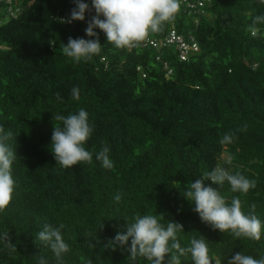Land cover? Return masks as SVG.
Returning <instances> with one entry per match:
<instances>
[{
	"label": "trees",
	"instance_id": "1",
	"mask_svg": "<svg viewBox=\"0 0 264 264\" xmlns=\"http://www.w3.org/2000/svg\"><path fill=\"white\" fill-rule=\"evenodd\" d=\"M13 1L15 17L0 0V128L13 134L8 143L17 156L0 232L9 234L15 250L0 247V264H38L40 257L57 264L35 240L46 225H63L69 245L63 264H147L112 243L126 222L144 214L180 223L182 246L202 235L213 264H227V256L241 251L264 255V231L255 241L213 230L183 196L189 182L217 166L239 172L255 187L233 193L225 183L220 194L228 203L238 198L244 213L264 222V24H251L264 5L181 0L175 18L147 38L161 41L172 30L193 38L198 50L186 61L177 45L143 47L144 40L131 50L116 49L95 29L100 54L73 63L61 50L69 37L89 39L84 29L94 10L68 24L61 20L72 0ZM84 2L91 8V0ZM81 108L92 128L84 147L93 160L62 168L51 153L53 129L61 124L55 117ZM225 133L233 135L231 143L220 142ZM104 146L111 169L95 160ZM181 264H191L190 257H181Z\"/></svg>",
	"mask_w": 264,
	"mask_h": 264
},
{
	"label": "clouds",
	"instance_id": "2",
	"mask_svg": "<svg viewBox=\"0 0 264 264\" xmlns=\"http://www.w3.org/2000/svg\"><path fill=\"white\" fill-rule=\"evenodd\" d=\"M258 2L264 5V0ZM72 3L74 7L61 23L83 22L86 12H95L84 29L85 36L89 39L69 37L61 50V54L73 63L86 62L100 54L102 45L95 29H99L105 35L107 43L114 48H129L146 41L149 33L162 31L165 23L173 20L181 7V0H91V8L84 0H72ZM251 24H264V14L256 15ZM252 35H256L254 30ZM71 96L74 100L80 99L77 87L71 89ZM55 119L61 122L59 127H54L50 143L56 164L62 168H71L84 162L91 163L93 154L84 147L92 133L87 111L81 108L67 116L57 115ZM12 135L0 128V211L9 205L15 189L12 165L17 156L8 143ZM233 139L232 134L225 133L220 142L231 143ZM109 151L104 146L95 155V160L105 169L113 168ZM205 180L216 187L205 185ZM225 183L233 193H247L255 187V182L243 174H233L217 166L206 173V178L189 182L183 196L192 205V211L201 222L213 230L230 232L235 238L259 241L264 231V222L252 213H244L238 198L233 197L230 203L226 202L219 191ZM115 200L119 201L120 196L117 195ZM160 216L161 214L134 216L131 222H126L122 231L116 232L113 245L126 247L133 260L142 257L147 264H181V257L186 255L190 257L191 264H213L207 240L202 235L192 237L186 246H182L177 234L184 232L183 226L169 220L166 224L162 223ZM62 228L63 225H46L35 236V240L53 254L57 264H63L62 257L69 251V245L62 236ZM0 247L15 250L7 232H0ZM228 257L227 264H264V255L254 257L241 251ZM38 264H49V261L40 257ZM215 264H221V261L217 260Z\"/></svg>",
	"mask_w": 264,
	"mask_h": 264
},
{
	"label": "built area",
	"instance_id": "3",
	"mask_svg": "<svg viewBox=\"0 0 264 264\" xmlns=\"http://www.w3.org/2000/svg\"><path fill=\"white\" fill-rule=\"evenodd\" d=\"M210 2V0H201L199 2V6H203L205 3ZM15 2L13 0H5V5L7 7V11L9 12L11 17H15L18 13L19 9H14ZM192 8H195L196 6H191ZM144 46H152L154 48H167L172 47L173 45H177L179 49V53L181 56V59L183 61H186L189 57V53L191 51H197L198 46L194 42L193 38H189V40L184 39L181 35L177 34L175 30L170 31V33L167 35V37L161 41H154L149 38L146 39ZM135 46L129 47L128 49L131 50ZM167 68V65L165 66Z\"/></svg>",
	"mask_w": 264,
	"mask_h": 264
},
{
	"label": "rangeland",
	"instance_id": "4",
	"mask_svg": "<svg viewBox=\"0 0 264 264\" xmlns=\"http://www.w3.org/2000/svg\"><path fill=\"white\" fill-rule=\"evenodd\" d=\"M225 157H226V155L223 156V158H225Z\"/></svg>",
	"mask_w": 264,
	"mask_h": 264
}]
</instances>
